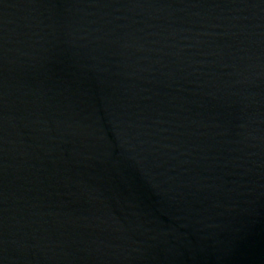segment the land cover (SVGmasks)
Here are the masks:
<instances>
[{
  "label": "water",
  "instance_id": "obj_1",
  "mask_svg": "<svg viewBox=\"0 0 264 264\" xmlns=\"http://www.w3.org/2000/svg\"><path fill=\"white\" fill-rule=\"evenodd\" d=\"M0 264H264V0H0Z\"/></svg>",
  "mask_w": 264,
  "mask_h": 264
}]
</instances>
